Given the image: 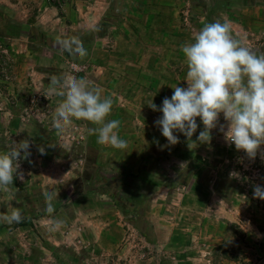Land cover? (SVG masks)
Segmentation results:
<instances>
[{"label": "rangeland", "instance_id": "obj_1", "mask_svg": "<svg viewBox=\"0 0 264 264\" xmlns=\"http://www.w3.org/2000/svg\"><path fill=\"white\" fill-rule=\"evenodd\" d=\"M5 1L9 5L0 3V152L26 137L32 148L31 162L20 161L23 179L0 189V215L19 209L25 217L20 224L0 222V264H240L213 254L232 240L231 225L246 234L247 242L246 247L240 242L245 255L231 248L233 258L264 264V200L254 198V186H264V160H248L218 129L209 144H200L196 136L202 124L192 137L196 144L177 133L180 143L167 151L159 147L166 138L157 132L135 141L119 132L128 142L123 150L100 145L88 133L93 125L83 120L57 134L50 124L60 98L28 93L27 87L16 93L9 44L23 34L42 40L49 33L33 15L18 21L12 6L16 0ZM49 1L58 7L64 25L80 16L72 2H101L106 8L100 9L97 26L65 29L64 38L78 37L88 54L82 60L70 56L53 76L68 73L67 63L86 66L78 76L83 78L99 66L112 71L119 63L120 93H125L131 69L125 65L143 49L164 45L162 36L193 39L204 24L216 20H229L235 38L258 54L264 52V9L244 12L248 0ZM50 37V46L59 47ZM40 63L44 70L54 64L48 59ZM113 99L108 119H127L125 102ZM220 123H225L222 114ZM160 185L168 187V196L153 202ZM44 191L58 193L52 217L45 211ZM52 218L65 221V227L48 233Z\"/></svg>", "mask_w": 264, "mask_h": 264}, {"label": "clouds", "instance_id": "obj_2", "mask_svg": "<svg viewBox=\"0 0 264 264\" xmlns=\"http://www.w3.org/2000/svg\"><path fill=\"white\" fill-rule=\"evenodd\" d=\"M57 45L81 60L88 54L83 41L75 36L57 38ZM180 51L187 66V86L171 87L173 94L164 97L159 107L153 101L148 104L153 111L162 113L154 122L167 141L161 150L180 143L177 133L196 144L192 137L202 124L196 136L200 144H209L213 130L218 129L225 142L242 151L248 160L254 161L257 156L264 160V52L258 54L235 38L231 22L226 19L204 24L192 42L180 46ZM102 92L88 79L72 73L52 76L47 94L60 101L51 129L62 134L74 120H83L93 125L88 133L96 136L98 144L126 149L128 142L119 135L120 120L108 119L114 99L111 95L102 96ZM31 148L32 140L26 137L13 140L6 151L0 152V189H10L15 180L23 179L20 161L29 160ZM38 151L45 154L43 146ZM43 196L45 211L52 217L58 193L44 191ZM254 198L264 200V186H254ZM24 219L19 209L0 215V222L8 225L20 224ZM64 227L65 221L52 218L46 231L57 233Z\"/></svg>", "mask_w": 264, "mask_h": 264}, {"label": "crops", "instance_id": "obj_3", "mask_svg": "<svg viewBox=\"0 0 264 264\" xmlns=\"http://www.w3.org/2000/svg\"><path fill=\"white\" fill-rule=\"evenodd\" d=\"M15 2L16 3H11L10 5L13 4L12 6L17 12L15 18L18 21L22 22L29 17V15H33L42 29L49 33V36H46L47 38L44 37L42 40L33 39L29 34H23L9 40L10 51H12L13 57L15 58V60H13L15 63L12 69L17 83L16 93H23L27 87L28 89L26 91L28 93L35 90L47 94L49 77H52L53 73L58 71V66H64L66 60L71 59L70 55L67 52L61 51L59 47L54 49L50 46L48 39L52 38L50 37L51 35L56 39H63L65 36V29L74 26L78 28L84 26L87 28L97 26L101 19L100 9H106L105 4L101 2L84 4L72 2V5H77L76 11L80 12V16L78 17L75 15V20L64 25L63 17L58 7L51 4L49 0H16ZM246 2L244 3V12L249 11L253 7L256 9H264V0L261 3H258L257 0H248V2ZM0 3L9 5L5 0H0ZM162 4L163 3H160L159 5L161 6ZM168 5L174 7L176 4L173 3ZM186 38L176 39L171 36H162L159 39L163 41L164 45L161 43L155 45L153 47L154 51L143 49L135 58H132V62H127L125 67H131V69H128L124 81L125 93L117 91V89L123 85V72L118 70L121 66L119 63L115 64L112 71L99 66L96 72H92V74L86 78L96 87L103 90L102 96L111 95L116 98L115 101L120 99L125 102L122 107L125 106L128 118H119L121 122L119 132H125L124 135H127L129 140L135 141L139 137H147L149 134L155 132L161 134L154 122L162 113L153 111L148 104L150 101H153V103L159 107L162 105L164 97L167 96L170 98L173 94V89L171 87L176 85L181 87L187 86L186 81H184L187 66L183 53L180 51V46L182 44L192 42L190 40L192 37H190L189 40ZM172 43L173 45H171ZM43 59L51 60V64L52 62L54 64L46 66L44 70L40 63ZM125 67H123V69ZM115 108L117 111H120L121 106L118 105L115 106ZM166 144L167 141L165 140L159 147ZM168 149L169 148H165L163 151H167ZM147 150L149 153L151 147L147 148ZM131 159H134V156H132ZM168 193V187L166 185H160L158 187L157 198H154L152 201H163L167 198ZM229 231L232 233L231 229ZM244 235L246 242V234ZM235 239L236 236L232 233V240L230 242H234ZM240 242L241 241H239V244ZM243 246L246 247L247 242L246 245L243 244ZM241 251L244 254L242 247ZM225 261H227V263L242 264L245 260L237 259L236 261Z\"/></svg>", "mask_w": 264, "mask_h": 264}, {"label": "trees", "instance_id": "obj_4", "mask_svg": "<svg viewBox=\"0 0 264 264\" xmlns=\"http://www.w3.org/2000/svg\"><path fill=\"white\" fill-rule=\"evenodd\" d=\"M227 13H229L231 10L226 9ZM231 231L236 236V239L234 242H228L225 243L219 247H216L213 249V254L215 257L225 260H234L236 261L237 258H233L234 256L231 254V248H236L241 254L243 253L241 251V246L239 244V241H241L244 245H246L245 242V235L244 233L239 230V228L235 225H231Z\"/></svg>", "mask_w": 264, "mask_h": 264}, {"label": "built area", "instance_id": "obj_5", "mask_svg": "<svg viewBox=\"0 0 264 264\" xmlns=\"http://www.w3.org/2000/svg\"><path fill=\"white\" fill-rule=\"evenodd\" d=\"M67 70L68 73H72L76 76H80L82 74H85V72L87 71V67L86 66H81L78 65L76 63H67Z\"/></svg>", "mask_w": 264, "mask_h": 264}]
</instances>
